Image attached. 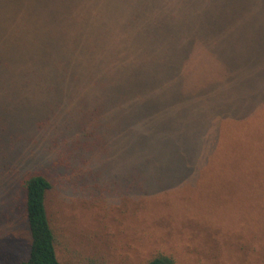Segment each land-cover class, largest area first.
Segmentation results:
<instances>
[{
    "label": "rangeland",
    "instance_id": "1",
    "mask_svg": "<svg viewBox=\"0 0 264 264\" xmlns=\"http://www.w3.org/2000/svg\"><path fill=\"white\" fill-rule=\"evenodd\" d=\"M86 46L137 52L135 62L159 67H206L209 81L219 76L215 67L225 76L217 81L226 82L219 112L204 95L182 107L205 129L234 127L239 160L255 161L264 145L256 139V120L264 124V0H0L4 59ZM78 103L10 129L14 143L0 157V264H16L30 250L20 183L28 171L45 172L54 185L51 217L60 226L63 264H143L160 251L176 264H264V226L243 227L251 215L207 196L193 180L236 175L223 172L236 161H174L167 167L180 176L176 186H132L117 169L124 160L97 151L81 157L90 131L65 128ZM27 112L15 122L24 123Z\"/></svg>",
    "mask_w": 264,
    "mask_h": 264
},
{
    "label": "trees",
    "instance_id": "2",
    "mask_svg": "<svg viewBox=\"0 0 264 264\" xmlns=\"http://www.w3.org/2000/svg\"><path fill=\"white\" fill-rule=\"evenodd\" d=\"M136 53L86 46L32 51L25 60L1 55L0 157L14 143L10 129L33 127L55 108L67 113L68 102H81L78 116L67 120L65 127L85 126L90 131L81 157L97 151L103 159L111 155L119 164L124 160L126 166L117 164V169L128 184L154 187L177 185L180 176L167 167L174 161H236L223 171L236 175L193 180L207 196L251 215L247 225L240 222L243 227L264 226V145L256 149L255 161H240L234 127L215 123L205 129L182 107L186 100L204 95L211 98L207 102L216 115L221 106L218 96L226 83L217 78L225 80V76L213 67L219 76L209 81L213 76L208 68L195 69L189 63L162 67L137 63ZM24 110L29 113L24 123L15 122ZM256 126V139L264 143L263 121L257 119ZM80 143V139L72 140L76 149ZM20 183L31 245L27 257L16 264H63L58 256L60 226L51 217L52 180L45 172L28 171ZM143 264H176V260L160 251Z\"/></svg>",
    "mask_w": 264,
    "mask_h": 264
}]
</instances>
